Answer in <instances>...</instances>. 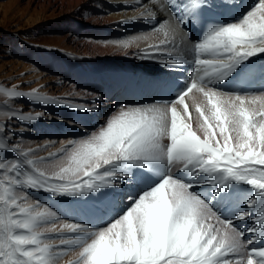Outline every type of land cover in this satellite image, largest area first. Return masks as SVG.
I'll return each instance as SVG.
<instances>
[{
    "label": "snow or ice",
    "instance_id": "snow-or-ice-1",
    "mask_svg": "<svg viewBox=\"0 0 264 264\" xmlns=\"http://www.w3.org/2000/svg\"><path fill=\"white\" fill-rule=\"evenodd\" d=\"M217 7L237 14L224 19ZM239 8L150 0L140 16L155 21L151 30L112 42L125 50L146 42L141 60L192 64L170 98L117 103L90 132L46 156L36 153L55 141L24 149L0 124V152L14 154L0 156V264H59L69 252L66 264H264V62L256 64L264 57V0ZM17 89L0 87V95L65 103ZM84 95L93 102L68 107L95 111L97 97ZM3 115L30 122L44 113ZM125 182L132 190L112 214L97 207L96 225L63 218L30 195L103 206Z\"/></svg>",
    "mask_w": 264,
    "mask_h": 264
},
{
    "label": "bare ground",
    "instance_id": "bare-ground-1",
    "mask_svg": "<svg viewBox=\"0 0 264 264\" xmlns=\"http://www.w3.org/2000/svg\"><path fill=\"white\" fill-rule=\"evenodd\" d=\"M23 1L26 6L33 4L41 7L39 14L32 17L31 23L36 20L37 23H42V18L46 16L45 10L50 9L52 15L57 16L55 19L59 20L58 31L61 33L59 36H42V38H40L41 36H26L25 38L28 46L32 48L30 52L32 55L39 57V51L42 49L54 57L51 56V62L48 64H45L46 60L40 58L36 61L37 65H41L39 67L31 62H22V60L9 61L12 63V69L16 72L26 69L34 71L30 75L20 77V81L27 80L31 76L37 78L41 75L40 73L48 74L43 76L44 86L42 89H38V92L43 96L65 101L63 104H46L26 97L31 104L40 103L38 112H42L44 115L30 121L33 126L24 130L32 131L33 135L46 133V136L43 137L44 142L54 141L52 136L57 134L63 135L58 139L61 144L64 140L78 138L85 130L90 132L93 127L98 126V122H102L106 115L114 111L117 103L153 102L150 89L170 75H183L187 80L191 77L193 65L190 63L174 68L153 60L139 59L137 53L140 48L145 47L146 42L144 41L138 42V45L133 44L126 50L112 43L129 39L132 36L144 35L151 30L155 21L140 16L144 5L150 6V0H139V2L138 0ZM251 2L252 0H216L217 5L220 3L239 5L240 11H243ZM217 8L227 13L228 16L233 15L232 9ZM132 17H138V19L133 20ZM1 25L4 28L9 27L6 24ZM33 29L35 30L36 27L34 26ZM10 41L11 45L17 43L16 38H12ZM45 43L51 46H47ZM52 45H56V47ZM16 49L20 50L18 47ZM20 51L23 54L25 52L24 50ZM15 57L20 59L22 56ZM25 57L29 58L27 55ZM46 59L48 58L46 57ZM161 59L164 58L161 57ZM262 62H264V57L257 60L256 64L259 65ZM12 75V72L4 74L8 79H11ZM41 81L35 82L34 86L36 87ZM46 82L48 83L45 84ZM13 86L15 85L5 88ZM17 90L29 92L32 89L31 86H26V88ZM86 91L94 93L97 97L95 111L84 112L68 107V103L91 104L93 99L84 95ZM3 97L0 95V99ZM42 109L47 110H43V112ZM10 110L15 111L14 108H11L5 112ZM193 115L195 116V113ZM52 150L47 149L44 152ZM131 190V186L125 182L120 189H116L119 195L110 198L103 206H98L94 201L87 199H78V203L71 204L69 200L62 197L52 199L42 192L30 191V193L42 202L54 201L52 208L59 210L63 218H72L96 225L100 222L101 215L96 211V208L102 207L106 213L112 214L113 210L117 209L121 196ZM204 190L201 189V191ZM221 211L225 215H230L227 209L221 208ZM104 218L106 219L107 216L105 215ZM71 258L72 253L69 252L61 258L59 264L65 263Z\"/></svg>",
    "mask_w": 264,
    "mask_h": 264
},
{
    "label": "rangeland",
    "instance_id": "rangeland-1",
    "mask_svg": "<svg viewBox=\"0 0 264 264\" xmlns=\"http://www.w3.org/2000/svg\"><path fill=\"white\" fill-rule=\"evenodd\" d=\"M40 8L41 7L34 6L33 4L26 6L23 0H0V27H1L0 28V87L5 88L9 85H15L18 86V88H26V86H31V89H37V91L38 89L43 88L44 83L42 78L43 76L48 74L43 75L42 73H40V69L38 68V72L41 74L39 77L36 78L34 76H31L27 80L20 81L21 80L20 77L24 75H30L34 71L26 69L23 70L22 72H16V70H13L11 67L12 63H9V61L15 59V61L22 60V62H31L34 63L35 66L39 67L41 65H37L36 63L38 58L46 60L45 64L51 62L50 59L52 55L47 54L46 51L42 49L39 51L40 53L39 57L32 55L30 53L32 48L29 47L28 43L25 41L26 36H41L40 38H42V36H51V35L59 36V34H61L58 31L59 20L55 19L57 18V16L52 15L50 9L45 10L44 14L46 16L42 18V23H37V20L31 23V21L33 20L32 17L39 14ZM1 24L3 25L6 24L9 27L4 28ZM34 26L36 27L35 30L33 29ZM12 38L14 39L16 38L17 43L11 45L12 42L10 40ZM45 45L51 46L48 45L47 43H45ZM52 46L56 47V45H52ZM16 47H18L20 50H24L25 55L20 50L18 51ZM26 55L29 58L25 57ZM15 56H20V57L22 56V57L18 59ZM46 57L49 60L46 59ZM10 72H12L13 75L11 76V79H8L4 76V74ZM38 80H42V81L39 82L38 85L35 87L34 84ZM47 83L48 82H46L45 84ZM5 101H7V104L5 103ZM39 104L37 105L31 104L29 101H27L26 97L15 98L14 100H8V98L6 97L0 99V124H6L8 128L11 129V133H14V135L11 136V141H10L11 144H18L20 145V147L24 149L36 148L38 145L44 144L43 137L46 136V133H38L39 135H33L31 134L32 131L29 132L27 130H24L26 128H30V126H33L32 125L33 123H30L29 121L21 122L18 119L9 120L8 117L3 115V113H5L7 109H11V108L18 110L19 113L22 114H32L40 110L39 109L40 107H38ZM43 110L45 111L47 109H42V111ZM61 136L63 135L59 136L55 134L54 136H52L54 137L55 139L54 141L56 143L52 146H49L47 149L50 150L53 149L52 151L58 149L60 147V143L58 139L61 138ZM0 141L7 142V138L4 136H0ZM47 153L48 152L39 151L36 153V155L46 156ZM0 156H7L8 158H14V154L11 152H0ZM30 195L33 198H36L33 194L30 193ZM62 198L69 200L71 204L78 203V199L75 198H64V197ZM47 203L52 207L54 201ZM62 264H66V262Z\"/></svg>",
    "mask_w": 264,
    "mask_h": 264
}]
</instances>
